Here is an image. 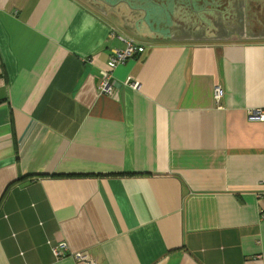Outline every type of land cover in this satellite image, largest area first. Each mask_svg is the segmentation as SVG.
Instances as JSON below:
<instances>
[{"label": "crops", "instance_id": "crops-1", "mask_svg": "<svg viewBox=\"0 0 264 264\" xmlns=\"http://www.w3.org/2000/svg\"><path fill=\"white\" fill-rule=\"evenodd\" d=\"M195 4L0 0V264H264V0Z\"/></svg>", "mask_w": 264, "mask_h": 264}, {"label": "built area", "instance_id": "built-area-1", "mask_svg": "<svg viewBox=\"0 0 264 264\" xmlns=\"http://www.w3.org/2000/svg\"><path fill=\"white\" fill-rule=\"evenodd\" d=\"M125 48L122 51H116L110 60L107 62L106 69L101 72V79L99 80L98 88L103 94H111L112 85L110 84V79L113 75V71L125 64L128 60L133 58L136 54H140L144 51L142 46H139L133 40H124ZM222 95V90L220 87H216L214 91V97L217 102ZM264 117L259 112H250L249 120H262ZM67 246L65 244H60L52 249L53 256L56 260L65 258ZM77 259L88 261V258L84 254H76Z\"/></svg>", "mask_w": 264, "mask_h": 264}, {"label": "rangeland", "instance_id": "rangeland-1", "mask_svg": "<svg viewBox=\"0 0 264 264\" xmlns=\"http://www.w3.org/2000/svg\"><path fill=\"white\" fill-rule=\"evenodd\" d=\"M220 2V0H213V2ZM134 2V1H133ZM203 2H205V3H203ZM210 2V0H196V4H195V7L197 6V8H199V10H200V13H204V11H202L203 10V4H207V3H209ZM135 3V2H134ZM203 3V4H202ZM184 4H186L187 5V7L189 8L190 6H191V4H194V3H189V2H185ZM201 8V9H200ZM188 12V11H187Z\"/></svg>", "mask_w": 264, "mask_h": 264}, {"label": "trees", "instance_id": "trees-1", "mask_svg": "<svg viewBox=\"0 0 264 264\" xmlns=\"http://www.w3.org/2000/svg\"><path fill=\"white\" fill-rule=\"evenodd\" d=\"M194 1V0H193Z\"/></svg>", "mask_w": 264, "mask_h": 264}]
</instances>
